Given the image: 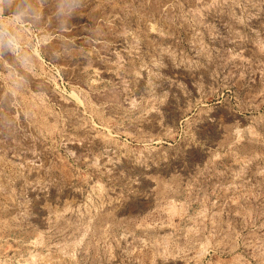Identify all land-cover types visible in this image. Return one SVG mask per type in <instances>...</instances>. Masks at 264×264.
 <instances>
[{"label":"rangeland","instance_id":"1","mask_svg":"<svg viewBox=\"0 0 264 264\" xmlns=\"http://www.w3.org/2000/svg\"><path fill=\"white\" fill-rule=\"evenodd\" d=\"M0 264H264V0H0Z\"/></svg>","mask_w":264,"mask_h":264}]
</instances>
